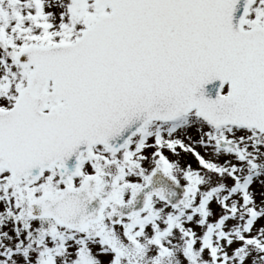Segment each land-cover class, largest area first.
<instances>
[{
    "label": "snow or ice",
    "instance_id": "1",
    "mask_svg": "<svg viewBox=\"0 0 264 264\" xmlns=\"http://www.w3.org/2000/svg\"><path fill=\"white\" fill-rule=\"evenodd\" d=\"M0 264H264V0H0Z\"/></svg>",
    "mask_w": 264,
    "mask_h": 264
}]
</instances>
